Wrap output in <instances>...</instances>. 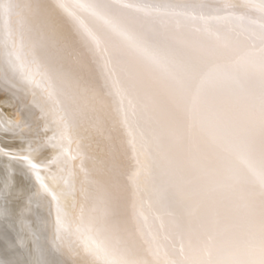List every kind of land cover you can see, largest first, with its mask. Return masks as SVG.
I'll return each mask as SVG.
<instances>
[{
	"label": "snow or ice",
	"instance_id": "1",
	"mask_svg": "<svg viewBox=\"0 0 264 264\" xmlns=\"http://www.w3.org/2000/svg\"><path fill=\"white\" fill-rule=\"evenodd\" d=\"M0 264H264V0H0Z\"/></svg>",
	"mask_w": 264,
	"mask_h": 264
},
{
	"label": "bare ground",
	"instance_id": "2",
	"mask_svg": "<svg viewBox=\"0 0 264 264\" xmlns=\"http://www.w3.org/2000/svg\"><path fill=\"white\" fill-rule=\"evenodd\" d=\"M16 106V100L10 94L0 91V117L13 114V107ZM5 176L3 169H0V191L4 190ZM13 240L10 233L6 232V223L0 218V261L8 259L11 261L23 260V256L14 251Z\"/></svg>",
	"mask_w": 264,
	"mask_h": 264
}]
</instances>
